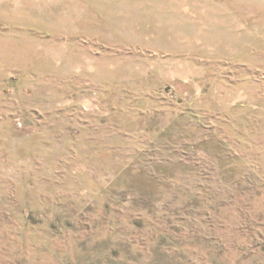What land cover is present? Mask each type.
Instances as JSON below:
<instances>
[{"label":"rangeland","instance_id":"obj_1","mask_svg":"<svg viewBox=\"0 0 264 264\" xmlns=\"http://www.w3.org/2000/svg\"><path fill=\"white\" fill-rule=\"evenodd\" d=\"M0 264H264V0H0Z\"/></svg>","mask_w":264,"mask_h":264}]
</instances>
